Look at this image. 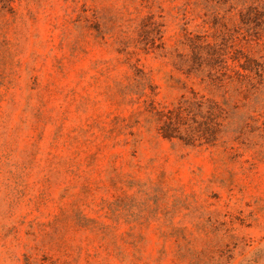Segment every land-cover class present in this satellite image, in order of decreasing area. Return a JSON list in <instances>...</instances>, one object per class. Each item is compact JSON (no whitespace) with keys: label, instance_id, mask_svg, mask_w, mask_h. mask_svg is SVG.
<instances>
[{"label":"rangeland","instance_id":"obj_1","mask_svg":"<svg viewBox=\"0 0 264 264\" xmlns=\"http://www.w3.org/2000/svg\"><path fill=\"white\" fill-rule=\"evenodd\" d=\"M237 1L0 0V264H264V72L214 145L162 137L137 83L236 94L195 51L264 62Z\"/></svg>","mask_w":264,"mask_h":264},{"label":"trees","instance_id":"obj_2","mask_svg":"<svg viewBox=\"0 0 264 264\" xmlns=\"http://www.w3.org/2000/svg\"><path fill=\"white\" fill-rule=\"evenodd\" d=\"M235 7H238L239 20L244 26L252 23L260 26L258 22L264 20V0H238ZM195 54L199 57V70L207 71L212 83L220 87L226 85L224 81L227 80L234 85L236 94L219 101L192 90L190 96L182 95L172 106L158 107L151 96L153 90L146 91L151 86L150 80L142 78L137 83L142 85L140 94L148 98V110L159 122L158 132L162 137L178 139L185 145H214L220 140L221 132H228L236 125L237 94L244 95L255 86V76H262L264 62L242 50L236 56H229L217 40L198 44ZM228 58L237 62L232 74L222 70L227 67Z\"/></svg>","mask_w":264,"mask_h":264}]
</instances>
